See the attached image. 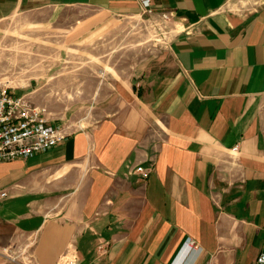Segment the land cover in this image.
<instances>
[{
	"label": "crops",
	"instance_id": "0c3cea01",
	"mask_svg": "<svg viewBox=\"0 0 264 264\" xmlns=\"http://www.w3.org/2000/svg\"><path fill=\"white\" fill-rule=\"evenodd\" d=\"M149 1L147 16L138 0H0V22L54 30L64 46L98 40L117 22L150 27L171 15L163 50L89 80L68 114L37 90L12 89L67 137L0 162V248L14 260L0 264L70 254L78 264H255L264 243V0ZM128 165L149 176L127 174Z\"/></svg>",
	"mask_w": 264,
	"mask_h": 264
},
{
	"label": "rangeland",
	"instance_id": "374dc122",
	"mask_svg": "<svg viewBox=\"0 0 264 264\" xmlns=\"http://www.w3.org/2000/svg\"><path fill=\"white\" fill-rule=\"evenodd\" d=\"M128 24L117 22L93 42L64 46L54 30L34 29L17 18L4 20L0 22V86L21 94L37 90L38 99L49 98L63 107L57 113L68 114L72 96L87 95L89 80L128 73L166 46L167 35Z\"/></svg>",
	"mask_w": 264,
	"mask_h": 264
},
{
	"label": "built area",
	"instance_id": "2783aa9c",
	"mask_svg": "<svg viewBox=\"0 0 264 264\" xmlns=\"http://www.w3.org/2000/svg\"><path fill=\"white\" fill-rule=\"evenodd\" d=\"M143 14H152L149 0H138ZM171 18L169 14H161L163 23ZM163 23L149 24L150 28L166 36ZM166 33V35H164ZM46 110L35 106L25 96L17 95L14 90L0 86V162H10L17 159H27L60 145L67 133L62 126H51L46 120ZM127 174L140 175L142 179L149 176V171L134 165H128ZM1 193L0 197H5ZM188 249L193 248L192 242H185ZM103 253V246L98 248ZM0 256L8 261H14L7 249L0 248ZM58 264H78L74 254L61 258ZM255 264H264V243Z\"/></svg>",
	"mask_w": 264,
	"mask_h": 264
},
{
	"label": "bare ground",
	"instance_id": "6f19581e",
	"mask_svg": "<svg viewBox=\"0 0 264 264\" xmlns=\"http://www.w3.org/2000/svg\"><path fill=\"white\" fill-rule=\"evenodd\" d=\"M158 41V40H157ZM29 59V56L28 57H26V60H28ZM15 85V84H14ZM71 99V98H70Z\"/></svg>",
	"mask_w": 264,
	"mask_h": 264
}]
</instances>
